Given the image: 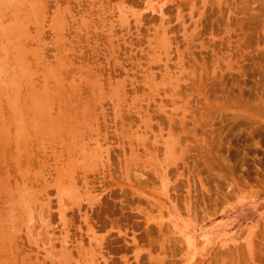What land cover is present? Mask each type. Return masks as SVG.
Returning <instances> with one entry per match:
<instances>
[{"label": "rangeland", "instance_id": "obj_1", "mask_svg": "<svg viewBox=\"0 0 264 264\" xmlns=\"http://www.w3.org/2000/svg\"><path fill=\"white\" fill-rule=\"evenodd\" d=\"M0 264H264V0H0Z\"/></svg>", "mask_w": 264, "mask_h": 264}]
</instances>
